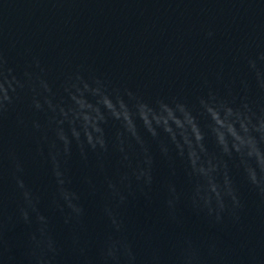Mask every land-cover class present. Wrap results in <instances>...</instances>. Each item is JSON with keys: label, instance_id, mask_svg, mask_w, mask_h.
Returning <instances> with one entry per match:
<instances>
[{"label": "water", "instance_id": "water-1", "mask_svg": "<svg viewBox=\"0 0 264 264\" xmlns=\"http://www.w3.org/2000/svg\"><path fill=\"white\" fill-rule=\"evenodd\" d=\"M162 103L195 117L196 169L139 118ZM205 104L264 121V0H0V264H264V165Z\"/></svg>", "mask_w": 264, "mask_h": 264}, {"label": "clouds", "instance_id": "clouds-1", "mask_svg": "<svg viewBox=\"0 0 264 264\" xmlns=\"http://www.w3.org/2000/svg\"><path fill=\"white\" fill-rule=\"evenodd\" d=\"M88 87V84L85 83V90H87ZM95 91L99 92V89H96ZM102 102L116 119L123 118L128 130L135 134V126L133 124L131 114L123 101L117 102L119 106L118 108L117 104H113L107 96L102 97ZM77 103L81 108H91L90 105L86 106L83 100H77ZM204 108L212 121L211 131L215 134L218 143L225 152H228L226 136L231 135L234 138L232 146L237 152L245 149L247 150V154L249 156L254 155L257 162L264 165V153H261L254 137L251 134L252 132H264V121H260L259 126H257V124L252 123L251 118L246 113H241L239 111L234 112L231 108L221 110L220 108L210 104H205ZM94 111L97 113L96 117H91L89 115L83 116L85 121V134L88 136L90 143L92 141V133L88 132V128L91 127L93 132H100V128L96 126V120L102 119L99 110L94 109ZM138 115L147 130L152 133V135H156V128H162L164 132L170 135L177 147L183 150L180 141L177 140V137L179 136L183 141V146H187L189 159L191 160L193 168L196 169V165L199 160L197 149L201 152L203 151V145L201 142L203 141L204 136L202 135L201 129L198 126L195 117L182 108L177 110L163 103L160 105L158 110L142 105L139 109ZM237 123H239L240 130L245 133V136L241 137L237 134ZM153 125H155V127ZM198 171L204 173L205 169L201 166ZM223 207V203H221L220 209L222 210Z\"/></svg>", "mask_w": 264, "mask_h": 264}]
</instances>
